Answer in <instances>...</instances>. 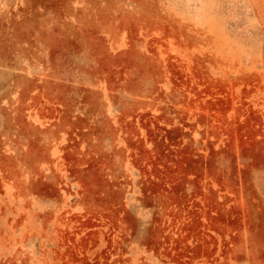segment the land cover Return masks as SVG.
I'll list each match as a JSON object with an SVG mask.
<instances>
[{"label": "rangeland", "instance_id": "rangeland-1", "mask_svg": "<svg viewBox=\"0 0 264 264\" xmlns=\"http://www.w3.org/2000/svg\"><path fill=\"white\" fill-rule=\"evenodd\" d=\"M0 49V264H264V0H0Z\"/></svg>", "mask_w": 264, "mask_h": 264}, {"label": "bare ground", "instance_id": "bare-ground-1", "mask_svg": "<svg viewBox=\"0 0 264 264\" xmlns=\"http://www.w3.org/2000/svg\"><path fill=\"white\" fill-rule=\"evenodd\" d=\"M16 32H17V31H16ZM16 32H15V33H16ZM17 34H18V32H17ZM1 49H2V48H1ZM1 49H0V50H1ZM0 52H2V51H0ZM4 53H5V51H4ZM0 54H1V53H0ZM3 55H4V54H3ZM5 55H6V54H5ZM4 57H5V56H4Z\"/></svg>", "mask_w": 264, "mask_h": 264}]
</instances>
